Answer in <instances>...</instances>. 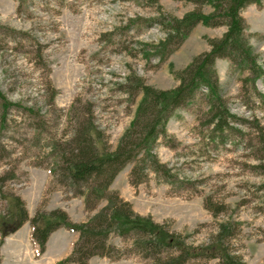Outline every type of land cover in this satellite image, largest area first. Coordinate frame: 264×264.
Returning <instances> with one entry per match:
<instances>
[{
	"label": "rangeland",
	"instance_id": "1",
	"mask_svg": "<svg viewBox=\"0 0 264 264\" xmlns=\"http://www.w3.org/2000/svg\"><path fill=\"white\" fill-rule=\"evenodd\" d=\"M197 7L181 0H160L157 5L134 0H0V91L10 102L32 110L12 106L4 111L0 99V214L7 212L5 198L11 194L22 198L30 217L62 209L73 222L87 223L107 207V199L88 203L61 180L53 145L74 133L75 108L82 116L89 106L99 148L115 150L142 98L141 92H128V77L138 75L154 88L173 89L180 82L178 71L210 50V38L226 32L225 25L199 23L168 57L154 55L150 47L166 32L148 20L161 13L182 17ZM200 8L213 11L208 4ZM241 15L264 69V0L247 5ZM215 67L227 106L245 119L233 123L238 131L212 135L203 96L207 90L202 89L175 109L167 134L154 148L171 168V178L149 169L133 184L131 170L138 162H130L109 189L137 214L166 224L190 245L210 243L221 225L229 224L230 251L245 264H264V155L256 126L264 127V74L256 79L255 92L251 82H244L248 72L228 59H217ZM50 221L45 217L43 223ZM32 232L27 221L0 235V264H57L72 253L79 237L60 227L40 252ZM133 239L111 231L106 239L114 247L110 254L94 255L86 264H151L133 247ZM189 264L222 263L202 258Z\"/></svg>",
	"mask_w": 264,
	"mask_h": 264
},
{
	"label": "trees",
	"instance_id": "2",
	"mask_svg": "<svg viewBox=\"0 0 264 264\" xmlns=\"http://www.w3.org/2000/svg\"><path fill=\"white\" fill-rule=\"evenodd\" d=\"M134 1L148 5H157L160 2ZM181 1L193 2L198 7L182 17L161 13L160 17L148 20L150 23H158L166 32L163 40L150 47L154 55H160L163 59L168 57L199 23L207 26L225 25L226 32L220 38H210V50L196 56L187 67L178 71L180 82L173 89L154 88L138 75L128 77L125 83L128 92L132 96L141 92L142 98L131 126L125 131L115 150L99 148L89 106L86 107L87 114L82 116L80 110L75 108L77 125L74 133L69 140L53 145V152L58 158L56 172L61 180L75 188L78 194L85 196L88 203L107 199V207L87 223L73 222L62 209L39 211L30 217L22 198L11 194L5 198L7 212L0 214L2 237L30 221L33 226L32 240L39 246L40 252H43L50 234L58 228L65 227L78 232L79 237L72 253L57 264H86L94 255H109L108 250L114 247L108 245L106 239L113 230L122 237L132 236L133 247L140 255L152 260L151 264H189L192 260L202 258H218L222 264H245L241 257L230 251L227 238L230 237L232 227L229 224L221 225L210 243L190 245L180 233L171 231L166 224L137 214L128 201L109 189L119 171L130 162H138L131 170L133 184L140 183L149 169L165 179L171 178V168L159 160L154 148L159 138L167 134V123L175 109L194 100L202 89L207 90L203 96L208 103L206 116L208 126H212V135L220 138L238 131L233 123L245 122V119L230 111L221 94L215 67L217 59H228L241 72L247 71L248 76L244 78V82H251L253 87L256 79L264 74L258 55L246 34L247 24L241 15L244 7L251 3L261 4V0ZM204 4L213 7V11L203 12L200 7ZM0 99L4 111L16 106L32 112L24 106L10 102L1 91ZM256 126L260 134L257 142H261L260 151L264 155V127L259 123ZM260 159H264V156ZM260 167L264 172V162ZM45 217H50L53 221L43 223Z\"/></svg>",
	"mask_w": 264,
	"mask_h": 264
}]
</instances>
